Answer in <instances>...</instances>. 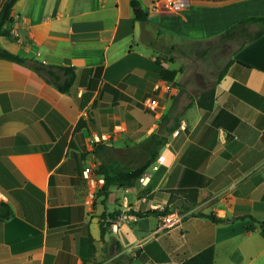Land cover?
<instances>
[{
    "label": "crops",
    "instance_id": "0c3cea01",
    "mask_svg": "<svg viewBox=\"0 0 264 264\" xmlns=\"http://www.w3.org/2000/svg\"><path fill=\"white\" fill-rule=\"evenodd\" d=\"M136 1L144 22L134 20L132 0L14 6L0 47L75 67L76 80L61 93L30 68L0 59V264H183L209 246L215 264H264V35L244 46L220 39L242 20L264 17V0H188L178 13L161 0ZM222 42L236 48L212 110L196 102L206 89L175 85L179 73L153 80L156 61L185 43L206 52ZM159 80L174 89L155 112L144 102ZM165 116L179 126L160 150L165 162L145 172L147 185L113 186L106 196L104 183L92 195L84 170L108 161L138 167L136 138L157 133ZM81 118L87 126L77 131ZM95 135L109 137L104 148L92 147ZM108 147L116 157L105 161ZM166 207L167 216H181L169 230H158L167 216L136 215Z\"/></svg>",
    "mask_w": 264,
    "mask_h": 264
},
{
    "label": "trees",
    "instance_id": "16d2710c",
    "mask_svg": "<svg viewBox=\"0 0 264 264\" xmlns=\"http://www.w3.org/2000/svg\"><path fill=\"white\" fill-rule=\"evenodd\" d=\"M19 0H6L0 10V39L3 37H8L10 31L8 26L13 22L12 12L13 8ZM131 5L134 9V20L144 22L147 20V14L143 11L140 3L136 0H132ZM264 35V17H255L244 19L227 32L221 35L220 39L222 41H235L244 46L249 42H253ZM0 59L15 62L24 65L34 72H36L40 77H42L47 83L53 85L59 92L68 93L70 92L75 80H76V69L72 66H57L48 65L38 59L30 56L20 55L9 51L8 49L0 47ZM159 65V60L156 61V66ZM230 66L228 62L218 73L214 85L202 92V94L197 97V105L205 110H212L215 103V88L222 78L227 73ZM159 71V69H158ZM158 76L154 77L157 79ZM163 125L164 133H153L151 139L154 140V145L149 152V156L144 163L140 166L129 169L124 167L118 161H108L102 163L98 166L96 173L105 178V184L101 190L103 195H108L111 187L116 186L119 188H130L134 187L142 175L150 168V166L157 160L160 150L168 142V137L178 128L179 123L174 122L170 124V118L164 117L160 126ZM87 126V122L81 118L75 130L80 131L82 128ZM102 149L104 146L102 144L95 147ZM96 149L94 153L96 154ZM170 213V209L166 207L164 210H153L146 212H136L137 216H167ZM201 217H205L213 222L219 223L223 222L222 219H218L213 214H201ZM108 224L101 223V234L104 238L107 231ZM261 234L264 236V223H261ZM93 238L89 237V256L94 255L95 246L93 243ZM90 260L85 259L83 264H89ZM183 264H215V247L209 246L196 255L188 258Z\"/></svg>",
    "mask_w": 264,
    "mask_h": 264
},
{
    "label": "rangeland",
    "instance_id": "374dc122",
    "mask_svg": "<svg viewBox=\"0 0 264 264\" xmlns=\"http://www.w3.org/2000/svg\"><path fill=\"white\" fill-rule=\"evenodd\" d=\"M205 47L206 45L185 43L182 52L173 54L172 56H166L161 60L168 65V69H165V67L162 66L160 59H158V77L162 76L170 81H175L174 76L176 73H179L176 80L180 81H175L176 86L184 85L186 87H193L196 91L198 90V92L199 90L211 87L214 84L218 73L225 66L230 53L236 48V45L234 44L233 46H230L229 44L222 42V44L215 45L211 51L204 52L202 49ZM171 64H174L173 68H178V70L172 72L173 74H170L171 72L167 71ZM162 104L163 103L161 102V106ZM138 107L144 109L141 103L138 104ZM174 114V109L169 111V115L174 116ZM180 114L181 112L178 113V115ZM164 132L163 125L159 126L157 133L163 134ZM150 137L144 140L141 137L136 138V147L133 156L135 166L141 165L148 158L149 152L154 145V140ZM110 143L111 141L107 142L105 145L109 146ZM100 156H103L105 161L112 160L116 157L111 147H108ZM108 205L110 206V204ZM188 219L191 218L188 217Z\"/></svg>",
    "mask_w": 264,
    "mask_h": 264
},
{
    "label": "built area",
    "instance_id": "2783aa9c",
    "mask_svg": "<svg viewBox=\"0 0 264 264\" xmlns=\"http://www.w3.org/2000/svg\"><path fill=\"white\" fill-rule=\"evenodd\" d=\"M166 5L170 9V11L174 13H178L183 11L186 6L189 5L188 0H161L159 2V5ZM159 5H156L154 9H158ZM162 66L167 67V64L165 62H162ZM174 89V83L170 81H165V80H159L157 81L154 86H153V96L149 97L148 99L145 100L144 106L146 109L151 110V111H157L160 107L159 103V97L161 95H169L172 93ZM178 131L175 132L177 134ZM109 140V137L106 135H95L93 136V139H91L90 144L92 147L95 144H100L103 142H106ZM166 160V157L164 155H160L156 161L155 164L152 165L153 170H157L158 166L163 164ZM84 178H86L91 186H92V195L95 192V189L97 188L98 185H103L105 183V178L103 176H99L96 173V170L94 167H88L84 170L83 172ZM151 178V175L144 173L142 177L139 179V182L143 185H147ZM1 198V195H0ZM181 222V216L179 214H174L167 216L163 219L162 225L159 227V231H165L172 229L176 227L178 224Z\"/></svg>",
    "mask_w": 264,
    "mask_h": 264
},
{
    "label": "water",
    "instance_id": "95a60500",
    "mask_svg": "<svg viewBox=\"0 0 264 264\" xmlns=\"http://www.w3.org/2000/svg\"><path fill=\"white\" fill-rule=\"evenodd\" d=\"M229 221V220H228Z\"/></svg>",
    "mask_w": 264,
    "mask_h": 264
}]
</instances>
